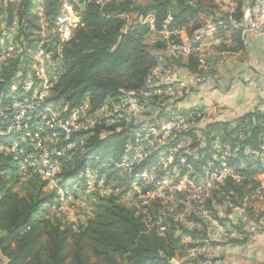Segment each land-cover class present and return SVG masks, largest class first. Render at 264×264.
Masks as SVG:
<instances>
[{"label": "built area", "instance_id": "1", "mask_svg": "<svg viewBox=\"0 0 264 264\" xmlns=\"http://www.w3.org/2000/svg\"><path fill=\"white\" fill-rule=\"evenodd\" d=\"M106 1L120 0H97ZM188 1L191 5L198 1L209 5L208 18L191 32L192 26H170L171 15L160 30L154 13L142 18V23L150 28L146 44L155 65L140 88L121 90L119 97L100 107H94L87 97L71 109L47 100L61 73L63 44L78 26L80 12L73 3H63L55 21L59 41L50 47L49 41L52 38L54 42L56 37L47 38L50 34L45 33L46 7L38 4L41 29L32 53V68L19 70L6 94L0 96V138L7 139L0 141V152L17 159L19 173H35L52 187L56 196L52 208L58 212L78 198L92 210L99 203L96 191L103 197L113 191L106 178L107 169L116 171L130 184L126 193L135 191L139 196V204L133 210L151 221L160 234L171 229L169 220L184 226L203 224L207 235L197 250L203 257L200 264H215L220 257V243L235 236L238 229L228 218L206 208L205 201L226 181L243 179L241 170L246 164L238 165L237 161H264V132L256 151L241 142L225 140L220 133L207 145L195 132L205 111L200 107L184 110L178 102L216 78V70L234 45V32H239L243 45L253 37L264 39V0H246L239 20L234 17L238 9L235 0ZM3 17L0 12V21ZM15 26L7 39L0 40L4 60L23 49L17 42L19 33ZM191 59L197 63L195 70L181 73L176 69L178 62ZM97 127H111L127 135L123 157L110 158L103 173L87 165L79 175L85 182L82 186L61 185L60 176L70 158L68 152H81L87 136ZM203 158L205 165L200 171L195 162ZM151 210L155 217H150ZM73 228L76 229L75 224Z\"/></svg>", "mask_w": 264, "mask_h": 264}, {"label": "trees", "instance_id": "2", "mask_svg": "<svg viewBox=\"0 0 264 264\" xmlns=\"http://www.w3.org/2000/svg\"><path fill=\"white\" fill-rule=\"evenodd\" d=\"M38 0H22L15 5L9 0H0V12L5 15L7 27L19 21L21 46L32 52L36 49V8ZM63 0H48L46 20L53 23L61 12ZM238 3L235 19L239 20L245 6L244 0ZM84 3L80 12V22L72 36L62 47V63L59 79L52 88L48 103L77 107L89 97L94 107L117 98L121 90L140 88L155 65L146 39L150 34L148 25L142 18L154 13L156 27L162 28L164 21L171 15L172 27L199 26L197 18L207 13V2L189 4L188 0H135L106 1L78 0ZM207 11V12H206ZM137 12L132 21L125 17ZM239 35V32H234ZM0 32V40L2 39ZM234 36V35H233ZM57 43L59 36H56ZM2 45L0 43V54ZM197 67L195 60H189ZM32 63V61H31ZM20 58L5 66L0 75V96L6 94L9 85L19 70L27 71ZM1 123V122H0ZM243 131L242 136L240 132ZM103 132V134H101ZM264 132V114L259 111L248 113L232 122L217 121L207 126L204 133L207 145L212 135L220 133L232 143L241 142L244 147L258 150ZM5 137L0 141L6 142ZM127 135L111 127H97L87 136L82 151L71 150L64 171L61 173L63 186L73 183L84 185L79 175L87 165L100 173L105 172L110 158H121L125 153ZM207 147V146H206ZM209 149H204L209 155ZM205 159L195 162L202 171ZM246 164L241 170L240 182L228 180L222 185L223 194L238 203L235 198L244 199L254 191L260 190L261 183L254 175H264V162L239 160ZM17 159L13 155L0 152V253L6 257V264H173L178 256L182 236L192 231L171 220V229L162 235L151 221L135 210L119 203L115 198L102 200L97 204L94 216L76 229L72 223L58 216H50L49 209L55 203L54 192L43 194L33 192L20 195L13 189L10 175L17 171ZM18 172V171H17ZM264 177V176H263ZM107 181L119 180V186L129 182L116 171L106 174ZM44 186H46V182ZM115 186V188H119ZM249 186V188H247ZM262 190V189H261ZM246 211L250 212L248 207ZM151 210L150 217H155Z\"/></svg>", "mask_w": 264, "mask_h": 264}, {"label": "crops", "instance_id": "3", "mask_svg": "<svg viewBox=\"0 0 264 264\" xmlns=\"http://www.w3.org/2000/svg\"><path fill=\"white\" fill-rule=\"evenodd\" d=\"M21 1L14 0L12 3L17 6ZM67 1L73 3L75 8H84L78 0ZM41 3L45 5L43 0L37 1V5ZM35 12L37 14L36 10ZM208 15L209 11L202 13L197 21L206 20ZM14 24L19 33L17 19L6 30L12 32ZM233 35L234 45L229 49L227 60L216 70V78L204 83L178 102L181 109L200 107L205 111L204 117L195 126V132L202 142L206 141L203 135L211 123L217 121L234 123L236 119L256 111L264 114V39L253 37L247 45H243L239 35ZM175 67L181 73L197 68L189 60L178 62ZM253 178L261 183V187L250 196L254 194L259 198L264 197V177L254 175ZM229 205L234 208L228 212V219L238 232L220 243V257L215 264H264V208L258 214L260 210L253 205L248 206L250 212L246 211V204L239 207L229 202ZM194 227L193 230L189 228L191 233L182 236L183 241L184 239L198 241L196 233L202 231L201 225L197 224ZM200 240L203 241L204 237ZM180 262L183 264L182 261Z\"/></svg>", "mask_w": 264, "mask_h": 264}, {"label": "rangeland", "instance_id": "4", "mask_svg": "<svg viewBox=\"0 0 264 264\" xmlns=\"http://www.w3.org/2000/svg\"><path fill=\"white\" fill-rule=\"evenodd\" d=\"M44 3H45V7L47 6V2L46 0H43ZM67 1V0H63L62 1V4H61V9H62V6H63V3ZM147 0H144L143 2H146ZM14 2V1H13ZM37 11V9H35ZM34 10V13L36 14ZM138 15L137 12H132V13H128L125 17L128 19V21H132L134 18H136V16ZM37 16V14H36ZM36 21H37V24H38V29L35 31L36 32V36H38V31L41 29V23L38 19V17L36 18ZM198 22V21H197ZM45 26V33H49L50 35L47 36V38L49 36L52 35L56 37L57 33H56V23L54 22L53 23H50V22H47L44 24ZM7 27V24H6V19H5V15L3 17V20L0 21V32H2L3 36H2V39H7V35H8V32L6 30ZM54 34V35H53ZM17 42L18 44H21L23 38L22 36H20V32L17 36ZM54 42L52 41V38H51V41H49V46L50 47H54L55 44L57 43L55 39H53ZM3 49V48H2ZM33 52L29 49H25L23 47V49H21V51H14V53H12V56L11 58L9 59H2L3 56L0 54L1 58H0V75L3 73V71L5 70V66L11 64L13 62V60L15 58H20V61L22 62V66L25 67H29L30 69L32 68V58H33ZM61 105H63L62 103H60ZM122 123L123 124H126V120L125 119H122ZM243 131H240V132H237L238 133H241V136H242V133ZM204 137V141L205 140H208L205 135H203ZM212 138H214V134L211 136ZM222 138H224L225 140H228L230 141V139L228 138H225L223 135H222ZM206 142V141H205ZM110 169H107L106 173L109 172ZM264 176V175H263ZM262 175H260V177H263ZM10 180L12 181L13 183V189L15 191H17L20 195H27V194H30V193H33V192H42L43 194H47V193H50L53 191L52 187L51 186H44V180L39 177L37 174L35 173H27V174H21L17 171L13 172L11 175H10ZM124 178V177H123ZM119 180H117V178H114L112 181L108 182V184L110 185V187L113 189V191L109 194H104L106 196H101V194L96 191V193L94 194L95 197L99 200V202H101L102 200H107L109 198H115L119 203H121L122 205L124 206H130V208H136V205L139 204V196L137 193H134L132 192L131 194H127L126 191L128 190L127 189V184H122L123 186H119ZM115 186H119V189L120 190H117V189H114ZM114 187V188H113ZM129 187H130V184H129ZM128 187V188H129ZM249 188V186L247 187ZM223 190H222V186H220L219 188H216L211 197L210 198H207L206 201H205V207L208 208L209 210H211L215 215H221V217L223 219H227L228 218V212L230 210H232L234 207H231L229 205V202H231V198L224 195L223 194ZM81 198H78V199H75L73 200L72 202H69L66 206H65V209H63L62 211H56L54 210L52 207H48L46 205V208L49 209V215L50 216H58L60 217L63 221H66L68 223H73L75 224L76 228L85 223L89 218H91L92 216H94L95 212L98 210V207H97V204L96 206H94V208L91 210L89 208H86V206H84L83 204V200H80ZM235 200L238 202V203H242L243 204H246V206H250V205H253V206H256L258 210H260L258 212L261 213L263 211V208H264V197L262 198H259L258 195H252V196H248V198H244L243 200L240 199L239 197L235 198ZM235 206H239L238 204H235ZM243 206V205H242ZM240 207V206H239ZM180 226H182L183 228L189 230V228H192L191 230L195 229V225L192 226V225H188V226H184V225H181L179 223ZM201 229L202 231H197L196 233V236L198 238V241H195L193 239H182V242L180 244V247H179V250H178V256L173 259V264H182L180 261L183 262V264H200L203 257L202 255H200L197 250L199 248H201L200 246L202 245V242L200 240V238H205L206 235H207V229L206 227L203 226V224L201 225ZM195 233V232H194ZM193 233V234H194ZM6 257L1 255L0 253V264H6Z\"/></svg>", "mask_w": 264, "mask_h": 264}]
</instances>
